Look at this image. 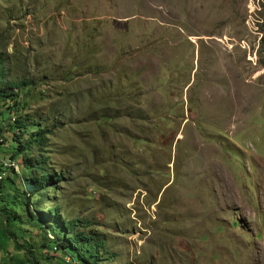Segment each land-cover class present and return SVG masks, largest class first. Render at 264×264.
<instances>
[{
	"label": "rangeland",
	"instance_id": "rangeland-1",
	"mask_svg": "<svg viewBox=\"0 0 264 264\" xmlns=\"http://www.w3.org/2000/svg\"><path fill=\"white\" fill-rule=\"evenodd\" d=\"M0 49L51 128L37 204L104 236L99 264H264V0H0ZM20 229L0 264H68Z\"/></svg>",
	"mask_w": 264,
	"mask_h": 264
},
{
	"label": "trees",
	"instance_id": "trees-1",
	"mask_svg": "<svg viewBox=\"0 0 264 264\" xmlns=\"http://www.w3.org/2000/svg\"><path fill=\"white\" fill-rule=\"evenodd\" d=\"M25 66V58L0 49V145L5 146L0 151H8L7 160L15 163L19 159L21 163L20 170L16 172L12 167H3L9 161L2 165L3 159H0V174L9 170V176H0L3 239L14 240L15 249L21 250L22 245L17 242V239H22L20 227L28 224L44 234L45 242L37 252L53 248L47 254L55 252L62 259L68 258V264H99L113 260L117 254L108 252L104 236L92 229L86 233L78 231L75 219L65 221L60 218L57 209L43 211L37 204L40 192L54 187L61 179L42 155L47 147V136L51 134V128L45 127L47 120L40 121L41 117L37 114L34 119L31 115L17 112L19 93H27V89L34 86ZM3 122L6 124L2 125ZM33 151L36 156L32 155ZM30 250L34 247L27 249L26 253L30 254ZM44 259L47 258H41L42 261Z\"/></svg>",
	"mask_w": 264,
	"mask_h": 264
},
{
	"label": "built area",
	"instance_id": "built-area-1",
	"mask_svg": "<svg viewBox=\"0 0 264 264\" xmlns=\"http://www.w3.org/2000/svg\"><path fill=\"white\" fill-rule=\"evenodd\" d=\"M9 167H14V165L12 163L9 162ZM53 251V250H52Z\"/></svg>",
	"mask_w": 264,
	"mask_h": 264
}]
</instances>
